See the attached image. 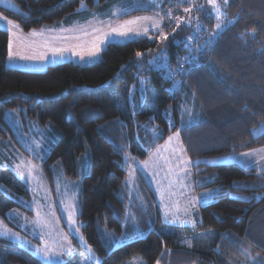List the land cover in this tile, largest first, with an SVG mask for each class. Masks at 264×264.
<instances>
[{
  "label": "trees",
  "instance_id": "trees-1",
  "mask_svg": "<svg viewBox=\"0 0 264 264\" xmlns=\"http://www.w3.org/2000/svg\"><path fill=\"white\" fill-rule=\"evenodd\" d=\"M82 1L87 11H98L107 0H14L19 11L0 6V14L27 33L76 18ZM151 13L135 10L129 16ZM202 19L212 31L213 18ZM223 24L215 39L190 45L193 63L186 39L191 29L180 27L167 38L151 32L131 42L111 43L94 64L68 61L39 72L7 65L10 35L0 28V142L15 138L4 118L7 111L25 112L42 126L54 125L60 138L38 163L50 186L56 163L65 178L79 180L78 160L88 152L77 218L99 264H123L134 256L145 264H264V173L236 163H196L264 147V133H254L264 123V0H224ZM163 53L167 71L149 62ZM176 132L193 162L195 191L213 189L215 195L199 206L194 227L166 233L154 194L140 173L137 189L130 191L124 158L147 159ZM8 180L3 210L19 208L32 216L22 205L31 199L27 187L14 177ZM127 220L145 223L150 231L106 248L97 226L122 238ZM148 220L152 225H146ZM203 235L212 240L196 249ZM188 240L195 244L192 250L184 247ZM0 264L42 262L0 239Z\"/></svg>",
  "mask_w": 264,
  "mask_h": 264
},
{
  "label": "rangeland",
  "instance_id": "rangeland-1",
  "mask_svg": "<svg viewBox=\"0 0 264 264\" xmlns=\"http://www.w3.org/2000/svg\"><path fill=\"white\" fill-rule=\"evenodd\" d=\"M86 5V2H81L76 11V18L39 29L43 34L37 38L32 35L33 31L27 32L29 34L22 31L18 23L12 19L8 18L18 25L17 28L7 25L6 21L0 22V28L8 31L9 35L10 32L15 33V35H10L12 47L9 51L12 52L13 56L9 58L8 53L7 65L11 68L33 72L42 71L50 64L68 61L85 65L69 54H66L64 60L59 57L53 59V49L66 48L75 52L86 53L104 39L106 33H111L113 28L131 29L134 33H142L146 27L148 32L142 36L154 32L160 33L163 38H167L180 27L190 28L191 33L186 39L188 47H190L188 54L191 57L192 46L190 45L192 43H199L201 38H206L203 43L209 41L224 27V0H215V4L210 3L209 0H107L102 7H99L98 11H87ZM0 6L19 11L14 0H0ZM217 8H219V13L216 12ZM135 10H150L153 13L129 16ZM0 16L3 15L0 14ZM209 16L215 21L212 31H209V25L204 19L200 20L204 17L209 20ZM217 23L221 25V29H217ZM166 29L169 30L166 31ZM204 32L206 33L205 37H202ZM136 38L133 37V39ZM113 43H125V41L117 40ZM195 47L199 46L196 45ZM43 55H46L48 59L40 60L39 57ZM21 57H35L36 59L28 60L21 59ZM166 59L167 55L163 53L151 58L149 62L152 67L167 71ZM177 82L175 86H177ZM148 102L151 100L149 99ZM4 118L11 126L15 138L0 142V210L3 211L0 213H3L8 220L6 222L0 214V239L13 242L32 252L42 264H57V261L59 264L74 262L99 264L101 259L87 244L77 218L79 182L80 178L85 175L84 173L90 163L88 152H85L78 160L79 180L70 181L65 178L62 166L60 163H56L52 166L54 181L53 185L50 186L38 163L47 157L59 140L61 134L58 129L51 123L42 126L30 120L25 112L22 114L7 111ZM254 133L256 135L264 133V123ZM174 135L175 133L171 136ZM166 143L167 139L147 159L139 160L132 156H126L124 161L128 172L127 184L131 192H135L137 189L138 173H140L146 183L155 190L158 202L161 201L158 195L160 188L165 189L162 193L166 191L168 195V197H163L164 200L168 198L170 201L179 200L181 202V213L179 214L173 213L169 202H160L163 213L162 223L166 225L161 230L169 233L177 230L175 228H189L196 225L197 219L192 206L197 197L193 191L191 192L193 162L186 155L180 135L178 142L173 141L168 149H162ZM158 148L161 149L159 153H157ZM180 148L183 149V152L179 155L183 158L184 163L178 160L173 152V150L179 152ZM150 157L151 159H149ZM252 159V157H248L246 161ZM225 160L223 157L207 158L196 163L205 162L209 165H217ZM145 161H148L147 168L143 167ZM9 177L18 179L30 192L31 199L23 200L22 205L33 212L32 216L19 208L3 210V202L7 200L5 199L7 197L4 198L2 195H9ZM214 191L213 189H206L201 194L214 193ZM12 201L16 202V199L14 198ZM68 213H71L72 219L75 221L74 226L70 225L68 221ZM144 225L135 220L124 221L122 238L114 237L106 227H97L99 238L105 247L114 249L129 240L145 237L150 230L148 227L146 230ZM146 225L152 224L148 220ZM213 235L215 234L212 233L210 237L213 238ZM203 236L198 248L195 246L196 249H201L199 247L202 245H209L212 240L207 235ZM73 239L76 244L72 242ZM196 239L199 240L201 237ZM121 240L123 241L122 244L117 243ZM183 244L188 250H192L195 245L191 240L184 241ZM45 246L52 252L60 253L56 260L46 259L37 252L38 248ZM123 264H145V262L141 256H134Z\"/></svg>",
  "mask_w": 264,
  "mask_h": 264
},
{
  "label": "snow or ice",
  "instance_id": "snow-or-ice-1",
  "mask_svg": "<svg viewBox=\"0 0 264 264\" xmlns=\"http://www.w3.org/2000/svg\"><path fill=\"white\" fill-rule=\"evenodd\" d=\"M210 3L215 4V0H209ZM227 2V0H225V3ZM187 11V9H186ZM216 12L219 13V8L216 9ZM7 22V25H10L12 28H17L18 25L14 24L11 20H8L7 17H3L0 16V22ZM217 29H221V25L219 23L216 24ZM10 31V29H8ZM96 31H99V29H96ZM148 32V29L145 27L141 32H132L131 29H127L124 30L123 28L121 29H117V28H113L111 33H106L104 39L100 40L99 43H97L96 45H94L90 50H88L86 53L84 52H75L72 51L70 49H66V48H56L53 49V59H55L56 57H59L61 60L66 59V54H69L71 57H73L74 59L78 60L79 62L88 65V64H92V63H96L99 62L102 57H101V52L107 49V46L113 42H116L117 40H123L125 42H131L133 40V37H141L142 35L146 34ZM38 34H42V33H37L33 30L32 35H38ZM10 35H15V33H11ZM220 32H217L215 34V36H219ZM215 36L212 37L213 39H215ZM166 38V37H165ZM12 47V43H11V39L9 40V49H11ZM203 50V49H201ZM138 56L142 55L140 53H137ZM13 54L11 51H9V58H12ZM21 59H28V60H32V59H36L35 57H21ZM40 60H47L48 57L46 55L40 56L39 57ZM196 60V57H189V63H193ZM182 71V70H181ZM169 75H171L169 73ZM177 87H179V82H177ZM190 116V121L192 122V118L191 115L189 113ZM179 132H176L174 136H168L167 137V143L165 145L162 146V149H168L170 147V145L173 143V141H177L179 139ZM161 151V149H157V153H159ZM174 154L176 155L177 159L180 160L182 163H184L183 158L179 155V153L183 152V149L180 148L179 152H176V150H173ZM253 153H243L239 159L240 160H245L248 157L253 156ZM151 159V157L149 158ZM232 159H237V157L233 156ZM262 159H264V157H262ZM252 166H255L257 164V162L255 160L250 161ZM148 166V161L143 162V167L147 168ZM181 171H183V169H181ZM23 175V174H21ZM161 198V200L163 201V193H159L158 194ZM215 193H204L202 194V196L200 197V203L202 205H207L214 197ZM68 221L70 223V225H75V221L72 219V215L71 213H68ZM117 243H123V241H118ZM37 252L42 254V256L46 259H51V260H56L57 257L60 255V253H56V252H52L47 246H45L44 248H38ZM57 264H59V261H57Z\"/></svg>",
  "mask_w": 264,
  "mask_h": 264
},
{
  "label": "crops",
  "instance_id": "crops-1",
  "mask_svg": "<svg viewBox=\"0 0 264 264\" xmlns=\"http://www.w3.org/2000/svg\"><path fill=\"white\" fill-rule=\"evenodd\" d=\"M37 33H42L41 30L39 31H35ZM30 33V32H29ZM29 33H26V34H29ZM41 34H38V35H34L35 38L37 37H40ZM8 59V58H7ZM51 65V64H50ZM50 65H47L50 66ZM45 70V69H44ZM43 71V70H42ZM182 144V143H181ZM243 153H253L254 155L251 156L253 159L252 160H255L257 162V164L255 166H252L250 161L252 160H248L246 161L245 160H240L239 157L243 154ZM235 156L237 157V159H232V157ZM262 157H264V147H261V148H257L255 150H250V151H246V152H242V153H238V154H233V155H229V156H226V157H223V159H226L225 161H222V163H218V164H229V163H236L238 165H240L241 167H244L246 169H256V170H259L261 172L264 173V159H262ZM246 161V162H245ZM193 177V176H192ZM193 180V178H192ZM146 182V181H145ZM147 184V183H146ZM148 187L152 190L153 194H154V198H155V201H156V204H157V209H158V212H159V215L161 217V219L163 218V213H162V210H161V207H160V202L157 201L158 197H157V194L155 192V190L149 185L147 184ZM165 189L163 188H160L159 189V192L162 193V191H164ZM193 191L195 197H197V200L195 201L194 205L192 206L193 207V212H194V215H195V218L198 220L199 218V206L201 205L200 204V196H202V194H199L195 191V188H194V183L192 181V186H191V192ZM133 192V191H132ZM191 192H190V196H191ZM163 197H168L166 191L163 193ZM163 201H167L169 202V206L170 208H172L173 210V213L175 214H179L181 213V206H180V201L179 200H175V201H170L168 198L167 200H164ZM162 201V202H163ZM163 220V219H162Z\"/></svg>",
  "mask_w": 264,
  "mask_h": 264
}]
</instances>
